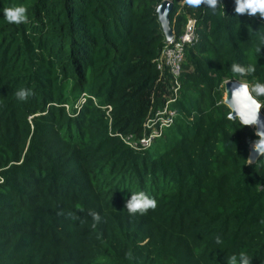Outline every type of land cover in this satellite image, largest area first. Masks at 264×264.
Wrapping results in <instances>:
<instances>
[{
	"label": "trees",
	"instance_id": "1",
	"mask_svg": "<svg viewBox=\"0 0 264 264\" xmlns=\"http://www.w3.org/2000/svg\"><path fill=\"white\" fill-rule=\"evenodd\" d=\"M162 1L0 0V264H228L241 251L264 264V156L248 163L258 136L223 103L227 80L264 83V18L238 16L235 0L215 12L170 0L174 38L192 19L196 39L172 124L133 149L120 136L141 135L170 85ZM13 5L28 23L4 19ZM138 191L157 207L130 215Z\"/></svg>",
	"mask_w": 264,
	"mask_h": 264
},
{
	"label": "clouds",
	"instance_id": "2",
	"mask_svg": "<svg viewBox=\"0 0 264 264\" xmlns=\"http://www.w3.org/2000/svg\"><path fill=\"white\" fill-rule=\"evenodd\" d=\"M183 3L191 8H199L202 5H206L215 12L219 0H183ZM234 11L238 16L246 14L248 16L259 15V17L264 18V0H235ZM27 12L28 9L24 5H13L3 8L4 19H6L9 24L20 25L28 23L29 18ZM231 71L234 75L245 76L254 73L255 67L251 65L245 67L239 63H233L231 65ZM242 89L250 101L249 110L247 113L241 115L242 122L245 125L256 124L261 104L252 97L251 92H254L256 96H264V83L256 82L252 86L251 92L248 91L247 85H243ZM33 94L31 90L23 87L15 92L16 98L21 101H26ZM255 135L258 136V139L252 142L251 146L253 151L259 156H264V131H257ZM249 162L251 163V159ZM157 203L155 198L150 197L144 191H138L131 193L130 199L126 200L125 207L130 215H144L149 210H154L157 207ZM88 215L92 217V227L95 228L96 225L101 222L102 217L95 211H89ZM68 217L70 219H80L73 212H69ZM81 223H84V221H81ZM216 243H222L220 237H216ZM228 264H251V259L246 252L241 251L239 256L235 254L231 255L228 258Z\"/></svg>",
	"mask_w": 264,
	"mask_h": 264
},
{
	"label": "built area",
	"instance_id": "3",
	"mask_svg": "<svg viewBox=\"0 0 264 264\" xmlns=\"http://www.w3.org/2000/svg\"><path fill=\"white\" fill-rule=\"evenodd\" d=\"M196 39L194 32V20L189 19L185 26L184 33L172 39L170 44L162 49L157 60V67L161 72L169 74L170 85L168 95L162 108L152 111L142 126L141 135L136 137L132 134L121 135L123 142L133 149H147L153 142L162 136L163 131L168 128L176 115V110L170 108L175 102L180 89L179 76L184 60V49Z\"/></svg>",
	"mask_w": 264,
	"mask_h": 264
},
{
	"label": "water",
	"instance_id": "4",
	"mask_svg": "<svg viewBox=\"0 0 264 264\" xmlns=\"http://www.w3.org/2000/svg\"><path fill=\"white\" fill-rule=\"evenodd\" d=\"M173 9V3L170 0H163L157 7L156 13L161 31L165 37V43L170 44L173 39V29L171 26L170 13ZM248 84L242 80H227L223 85V103L229 108V118L232 120L237 119L244 126H248L255 131H264V113L261 108L258 113V121L256 124L245 125L242 122L241 115L247 113L249 110L250 101L248 96L245 95L242 86ZM248 91L249 87H248ZM252 95V94H251ZM253 97V96H252ZM254 98V97H253ZM260 156L257 155L252 146L250 145L248 150V163L251 159V163L258 160ZM250 163V164H251Z\"/></svg>",
	"mask_w": 264,
	"mask_h": 264
},
{
	"label": "rangeland",
	"instance_id": "5",
	"mask_svg": "<svg viewBox=\"0 0 264 264\" xmlns=\"http://www.w3.org/2000/svg\"><path fill=\"white\" fill-rule=\"evenodd\" d=\"M172 26V25H171ZM155 146L153 145V147L151 149H153Z\"/></svg>",
	"mask_w": 264,
	"mask_h": 264
}]
</instances>
